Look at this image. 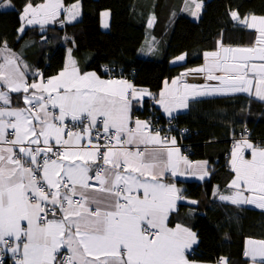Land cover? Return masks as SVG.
I'll list each match as a JSON object with an SVG mask.
<instances>
[{
  "label": "snow or ice",
  "instance_id": "1",
  "mask_svg": "<svg viewBox=\"0 0 264 264\" xmlns=\"http://www.w3.org/2000/svg\"><path fill=\"white\" fill-rule=\"evenodd\" d=\"M11 7L10 0H0V9ZM78 9V2L68 7L64 0L26 2L18 38L26 27L43 28L62 12L74 21ZM229 14L254 30L255 40L233 47L221 36L217 50L204 53L205 65L182 73L172 87L165 82L156 102L170 117L187 109L190 97L251 95L255 88L264 101V16ZM0 57V264L8 253L14 264H190L186 252L197 234L180 223L170 226L177 202L185 199L173 178L191 172L203 180L208 161L195 162L198 172L193 171L176 137L133 119V101L153 94L125 79L81 71L71 48L55 76L45 79L36 72L32 82L28 65L6 40L0 41ZM184 59L180 55L176 61ZM193 73L218 83H184L181 91L182 77ZM12 94L23 107L13 106ZM230 167L231 191L217 188L214 195L232 205L264 209V147L242 139ZM246 245L251 264H264V239L248 238Z\"/></svg>",
  "mask_w": 264,
  "mask_h": 264
},
{
  "label": "trees",
  "instance_id": "2",
  "mask_svg": "<svg viewBox=\"0 0 264 264\" xmlns=\"http://www.w3.org/2000/svg\"><path fill=\"white\" fill-rule=\"evenodd\" d=\"M199 1L202 15L193 20L186 12L191 6L188 0H64L66 5L81 3L79 22L46 31L28 29L18 38L19 16L25 3L40 4L43 0H10L15 14L8 18L0 10V41L6 40L44 78L55 76L63 68L71 48L84 72L105 77L104 68L122 70L136 87L158 94L170 77V63L178 56L186 55L190 64L201 62L205 52L217 50L221 36L225 46L252 44L255 32L233 21L230 10H237L241 17L264 16V0ZM103 12L111 16L108 31L101 27ZM150 20L153 30L148 29ZM150 41L155 48L147 58L135 54ZM150 106L144 105V111ZM240 112L236 122L189 114L176 118L179 140L183 137L190 146L189 158L211 165L209 181L181 185L183 196L198 204H182L171 218V226L179 222L197 233L199 245L194 260L199 262L219 264L223 258L228 264H247L246 240L264 239V212L236 209L213 197L216 187L227 188L234 177L230 161L236 142L249 137V142L264 147V103L243 99ZM247 130L249 135L245 134Z\"/></svg>",
  "mask_w": 264,
  "mask_h": 264
},
{
  "label": "crops",
  "instance_id": "3",
  "mask_svg": "<svg viewBox=\"0 0 264 264\" xmlns=\"http://www.w3.org/2000/svg\"><path fill=\"white\" fill-rule=\"evenodd\" d=\"M5 2H6V0H5ZM74 4H76V3H74ZM74 4H72V5H74ZM78 4H79V9H78L79 14H78V16L76 17V19L74 21L68 22L66 14H64L62 12L61 15L57 18V20L55 22L43 25V28H41L40 25L28 26V27H26L24 33L28 29L37 28V29H40L42 31H46V30H49V28H55V27L63 28L65 26H67V25H71V24H75V23L79 22L82 19V6H81V3H78ZM72 5H66V6L71 7ZM192 7H193V9L196 8L195 5L189 6V9L186 12L189 14V16L193 20H199L201 15H202L203 7L201 6V8L199 9V13H195V15L191 12V8ZM0 10L8 18H11L15 14L14 7L4 8V9H0ZM61 20H64L65 22L63 24H61L60 23ZM106 20L108 21L107 26L105 27V25H103V27H102V25H101V27H102V29L104 31H108L109 28H110V23H111L110 22L111 21L110 14H108V16H106ZM248 31L255 32L254 30H250V29H248ZM255 38H256V34L254 36V40H255ZM153 44L154 43L151 42V41L148 42L145 45V47L143 48L144 51H143V49H141L142 51L140 53H138L137 55H139V56H141L143 58H147V56L149 54V51L151 49V46ZM251 45L252 44H249V45H246V46H251ZM233 47H235V46H233ZM16 54H18V53H16ZM135 54H136V52H135ZM18 56H19L20 60L23 62V64H27L19 54H18ZM0 63H3L2 57H0ZM203 63L205 64V57H203V59L201 60L200 63L195 64V65H190V66L188 65L189 63H188V59H187L186 55H185V59L183 61H178L177 62L176 58H175L170 63V77H169V79H167L165 81V82H167V87H172L171 81L173 79H176L177 77H180L182 73L187 72L189 69H194V68H198V67L203 66L204 65ZM23 64L21 65L22 68H23ZM80 69H81V67H80ZM81 71H83V70L81 69ZM36 72L42 73L40 70H38L36 68H32V67H30L28 65L27 78H28L29 82H32L33 79L37 78V77L32 75L33 73H36ZM217 74H221V73H217ZM97 75H99V74H97ZM100 77L102 79L107 80L106 78H104L102 76H100ZM130 83H132V82H130ZM184 83L204 86V85H207L209 83L215 85L218 82H216V81L208 82L205 79L204 74H202V73H193L191 75L182 77V79L180 81V85H178V87L181 88V91H183L182 85ZM132 84L134 85V83H132ZM136 88L137 89H145V88H139V87H136ZM165 88H166V84H164V88L162 89V91L165 90ZM147 91L150 92L149 90H147ZM150 93H152V92H150ZM152 94L153 95H151V96H145L143 98V100L139 101L138 103L136 101H133V104H134V107H133V119L138 118L140 120H144V118L142 116V112H141V114H139L137 111L138 110H142L144 108L143 106L149 103L150 105L153 106V108H155L165 118H175V117H177L179 115H182V114H189V115H195V116H207V117H210V118H213V119L222 120V121L236 122L238 120V117H240L239 112H240L241 103H242L243 99H249V100H252V101H255V102H258V103H264V101L259 100V98H257L255 96V88H253V92H252L251 95H249L247 93H236V94H230V95H226V96L225 95H210V96H201V97H195V98L190 97L189 98V107L187 109L174 110L172 112V116L170 117L167 113L164 112L163 107L156 102V100L159 99V94L160 93H158V94L152 93ZM12 95H13V106L23 107L24 105H23L22 100H20L19 97H17L16 94H12ZM176 140H177L176 147H178L179 146V140L177 138H176ZM236 143H238V142H236ZM243 154L245 155L246 158H250V150H245ZM181 155L185 156L182 151H181ZM187 159L189 161L193 162V164H194L193 171H197L198 172V170L195 169V162H198V161H193V160H191L188 157H187ZM200 161H206V160H200ZM208 170H209V175L206 176L203 180L199 179L198 174L197 175H192L191 172L186 173L184 176H180V177L173 178V179H174L175 183L177 184V187L182 189V194H183L184 188L181 186L182 184H189V183L203 184L204 182L209 181L210 178H211V175H212V173H211V165H210L209 162H208ZM217 188L218 187H216L214 189V191ZM214 191H213V197L216 198L218 201H220V202H222L224 204H227L230 207H233V208H236V209H252V210L264 212V209H261V208L257 207L254 204L236 206V205H232L228 201H221L219 199L218 195H214ZM219 191L221 193L227 194L231 190L228 189V188H225L223 190L219 189ZM245 195H248V193H245ZM190 201H192V200L191 199H187V198H185L184 200L178 201L177 202V209L171 213L169 219L171 220V218L178 213L179 208H180V206L182 204H186V205H190V206H194L195 205V204H191ZM177 223H179V222H177ZM180 224H182V223H180ZM193 232H195V231H193ZM198 245H199V238H198V235H197V243L193 244L191 249L187 250V252H186V257L190 261V264H210V263L199 262L197 260H194V258H190L188 256V253L192 252V251H195L197 249ZM246 247H247V245L245 246V249H246ZM244 260L246 261L247 264H251V260L248 257L244 256Z\"/></svg>",
  "mask_w": 264,
  "mask_h": 264
},
{
  "label": "built area",
  "instance_id": "4",
  "mask_svg": "<svg viewBox=\"0 0 264 264\" xmlns=\"http://www.w3.org/2000/svg\"><path fill=\"white\" fill-rule=\"evenodd\" d=\"M103 74L106 79L109 78H114V79H121L123 76L122 70H117L114 68H104L103 69ZM47 79V78H45ZM125 80H130L132 78L130 77H124ZM144 121H150L151 125L154 128L160 129L161 130V135L167 134L168 136H174L179 140V136L177 132L180 130L179 125L176 123L175 118H164L161 114L158 113V111L153 108L152 106L149 107L146 111H144ZM182 134L185 135V131H182ZM246 135H249L250 132L249 130L246 131ZM242 139L249 140V137H243ZM241 139V140H242ZM179 148L181 147L184 150V153L187 157H190L191 152H190V146L184 142L183 137L180 138L179 140ZM188 256L190 258L196 257V252L192 251L188 253ZM3 260L6 263L7 261H11L14 264V261L12 257H10L9 253L7 255H3Z\"/></svg>",
  "mask_w": 264,
  "mask_h": 264
},
{
  "label": "rangeland",
  "instance_id": "5",
  "mask_svg": "<svg viewBox=\"0 0 264 264\" xmlns=\"http://www.w3.org/2000/svg\"><path fill=\"white\" fill-rule=\"evenodd\" d=\"M188 2L191 4V6H193V5H195V3H200V1L199 0H195V3L193 2V0H188ZM191 12L192 13H199V9L197 10L196 8L195 9H193V7L191 8ZM104 13H108V12H103L102 14H101V25H102V27H103V25H107V23H108V21L106 20V16L104 15ZM109 14V13H108ZM108 16V15H107ZM62 19V18H61ZM155 22H157V21H155ZM149 28L148 29H152L153 30V28H154V25H153V22H152V24H151V26H148ZM104 31V30H103ZM152 34V33H151ZM154 35H151V37H153ZM154 48H155V46L154 47H152L151 46V49H152V52H153V50H154ZM150 49V50H151ZM142 50H139V51H136V53L138 54V53H140ZM159 53H161V51H159ZM129 54H132V53H129ZM150 54V53H149ZM198 63H200V61L199 62H197V63H193V64H188L189 66L190 65H195V64H198ZM204 64V63H203ZM205 65V64H204ZM159 113V112H158ZM160 114V113H159ZM239 114H241V112H239ZM207 117V116H206ZM180 150L183 152V154L185 155V153H184V150L180 147ZM186 156V155H185ZM187 157V156H186ZM9 255H10V257H11V254L9 253Z\"/></svg>",
  "mask_w": 264,
  "mask_h": 264
},
{
  "label": "clouds",
  "instance_id": "6",
  "mask_svg": "<svg viewBox=\"0 0 264 264\" xmlns=\"http://www.w3.org/2000/svg\"><path fill=\"white\" fill-rule=\"evenodd\" d=\"M148 57V56H147ZM129 82H131V80H129ZM151 107V106H150ZM153 107V106H152ZM138 112H142V114H144V108L142 110H138ZM164 117V116H163ZM165 118V117H164ZM177 117H175L176 119ZM189 158V157H188Z\"/></svg>",
  "mask_w": 264,
  "mask_h": 264
},
{
  "label": "bare ground",
  "instance_id": "7",
  "mask_svg": "<svg viewBox=\"0 0 264 264\" xmlns=\"http://www.w3.org/2000/svg\"><path fill=\"white\" fill-rule=\"evenodd\" d=\"M255 34H256V33H255ZM122 72H123V76H122L121 79H124V77H126V75L124 74V71H122ZM104 78H105V77H104ZM127 80H128V79H127ZM128 81H129V80H128ZM164 84H165V83H164ZM163 88H164V85H163ZM163 88H162V89H163ZM161 91H162V90H161ZM161 91H160V92H161Z\"/></svg>",
  "mask_w": 264,
  "mask_h": 264
}]
</instances>
